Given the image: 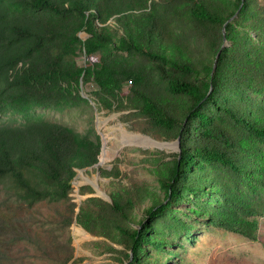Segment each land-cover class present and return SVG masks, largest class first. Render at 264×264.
I'll return each instance as SVG.
<instances>
[{"label": "trees", "instance_id": "16d2710c", "mask_svg": "<svg viewBox=\"0 0 264 264\" xmlns=\"http://www.w3.org/2000/svg\"><path fill=\"white\" fill-rule=\"evenodd\" d=\"M161 7L158 0H0V114L19 118L0 123V220L11 230L16 220L40 223L33 232L21 226L24 235L15 245L23 239L37 249H56L66 264L73 249L67 228L75 220L91 235L127 247V264H165L171 257L159 251L169 239L154 222L176 218L171 206L188 193L199 197L214 188L202 167L222 168L264 192V154L256 149L264 144V106L247 95L264 91V0H174L168 15L208 31L202 58L179 37L164 35ZM224 38L229 45L222 47ZM135 53L151 64L160 90L149 86L150 72L134 64ZM86 84L95 87L92 94L103 109H135L156 137L180 138V151L150 169L162 196L148 189L138 195L115 181L113 167H99L110 178V200L87 197L76 212L72 180L97 163L100 140L34 111L79 105L86 101L80 94ZM240 149L255 156L247 158L253 165L238 158ZM111 156L105 140L102 159ZM90 192V185L80 188L81 194ZM202 205L183 212L256 238L258 221L249 216L261 214L259 203ZM46 221L61 224L64 237L40 230ZM77 237L84 239V233ZM149 246L158 253L148 252Z\"/></svg>", "mask_w": 264, "mask_h": 264}, {"label": "rangeland", "instance_id": "374dc122", "mask_svg": "<svg viewBox=\"0 0 264 264\" xmlns=\"http://www.w3.org/2000/svg\"><path fill=\"white\" fill-rule=\"evenodd\" d=\"M158 1L165 11V14H162L161 8L159 9L160 28L164 35L167 38L170 35L179 37L199 58L205 57L208 51L206 44L208 31L203 26L199 28L195 23L188 22L183 16L172 18V15H168L174 0ZM108 23L111 25L113 21L110 20ZM194 29H199L202 34H198ZM86 35L85 32L79 33L82 39L84 36L86 38ZM251 35L255 37L254 33ZM228 45L229 42L226 40L224 46ZM123 54L126 55V52ZM132 58L138 68H143L145 72H150L153 76L149 81V86L155 90H160L162 83L153 74V69L148 60L136 53ZM125 86L129 89L132 85L127 82ZM93 90L95 87L92 84L82 86V91L88 95L85 98L86 101L80 102L77 106L65 107L61 110L38 108L34 111L48 120L66 124L94 140L99 139L100 143L105 144V140H107V147L112 156L105 159L100 166L87 168L84 171L78 170L76 178L72 181L69 196L76 203L75 210L79 201L82 202L85 198L93 195L100 197L96 192L97 185L108 196L110 178H104L100 173L97 174L99 167H107L108 169L113 167L117 173L115 181L122 187H134L133 189H137L138 195L143 194L148 189L162 196V191L150 169L160 164L163 159L168 160V154L180 151V138L179 149L175 146L174 149L167 150L150 145L146 141V137H143L144 135L157 141L174 142L176 139L166 140L156 137V129L147 118L137 114L135 109H116L115 106L112 109H103L96 102V97L92 94ZM247 95H249L253 105L264 106V91L248 90ZM90 100L94 101V104L90 103ZM6 121H19V118L16 115L0 114V123ZM119 127H122L121 131L118 130ZM123 131L132 132L133 135L123 133ZM256 149L264 154V144H260ZM240 150L242 154L238 158L247 167L253 165L252 159L247 158L255 160V156H245L247 152ZM202 168V174L205 173L209 179L215 182L214 188L203 190V194L199 197L188 193L185 198L174 201L171 206L176 218H161L154 222V228H160L163 235L169 239L165 243L164 250L159 251L160 255L168 254L171 257L165 258V264H264V192H260L258 188L249 187L239 176L230 174L222 168L215 169L208 164ZM90 182L93 184V188L91 186L92 190L94 189L93 192L81 194L80 188L89 186ZM100 198L108 201V199ZM239 200L255 201L260 204L261 214L249 216V218L256 217L258 221L255 239L228 230L223 226L212 224L208 217H196L183 212L188 208L202 209L204 208L202 204H205L208 209L217 208L221 203L225 206H231L233 202ZM4 202L5 200L1 198L0 203L3 204ZM54 221H46L41 224L40 230L44 229L49 232L48 234H59L60 238L61 236L64 237L63 226ZM2 222L4 221L0 220V264H60L61 258L57 255L56 249H37L34 243L23 239L15 245L14 240L18 234L24 235L22 233L23 228H30L32 231L40 223L31 222L24 225L16 220L15 224H12L15 230H11L7 229L11 225L4 227L1 225ZM167 224L168 227H166ZM183 224L188 225L189 230L183 229ZM173 225H178L181 228L175 231ZM67 230L73 249L72 257L66 264H127L130 261V259L126 260L125 255L130 250L125 246L116 243L111 244L104 237L92 235L94 238H89L88 235L91 234L86 230L83 231L76 222H72ZM78 232L84 233V239L77 237ZM149 233L153 234L152 232ZM107 244H111L114 249H109ZM18 245L19 248L17 249L16 246ZM24 245H28L29 248H23ZM6 247H10V249ZM147 250L150 253H158L155 252L156 249L153 246H149ZM44 254H48L52 258L40 256Z\"/></svg>", "mask_w": 264, "mask_h": 264}, {"label": "water", "instance_id": "95a60500", "mask_svg": "<svg viewBox=\"0 0 264 264\" xmlns=\"http://www.w3.org/2000/svg\"><path fill=\"white\" fill-rule=\"evenodd\" d=\"M231 19V18H230ZM229 19V20H230ZM223 33H224V30H223ZM87 36V35H86ZM85 38V36L83 37V39ZM225 43H226V39L224 38V40H223V43H222V47L225 45ZM215 64H216V59L214 60V65H213V69L215 68ZM80 94H81V96L82 97H84V98H87V93L86 92H84V91H80ZM90 103H92V104H94V101H91L90 100ZM105 121H106V119H104ZM143 137H146L145 139H146V141H148L149 143H150V145H154L155 147H157V148H165V149H174L175 148V146H176V148H178L179 149V137H177L176 138V141H174V142H168V141H157V140H155V139H152V138H150L149 136H147V135H144ZM102 149H103V142H101V146H100V153H101V151H102ZM102 164V162H101V160L99 159V157H98V161H97V163L95 164V165H93V166H91V167H94V166H100ZM79 171H84V169H81V170H79ZM97 174H99V172H97ZM77 175V174H76ZM76 175L74 176V178H73V180L76 178ZM72 180V181H73ZM89 185L90 186H92L93 184L90 182L89 183ZM92 188H93V186H92ZM94 190V189H93ZM96 192H98V196H100V197H102V198H104V199H108V201L110 200V198L105 194V192L104 191H102L101 189H99V187H98V185H97V188H96ZM93 196H95V195H93ZM80 203H81V201H79L78 203H77V209H76V212L78 211V206L80 205ZM74 223L76 222L75 220L73 221ZM81 227V229L83 230V231H85V229L82 227V226H80ZM89 236V238H94V236H92V235H88Z\"/></svg>", "mask_w": 264, "mask_h": 264}, {"label": "bare ground", "instance_id": "6f19581e", "mask_svg": "<svg viewBox=\"0 0 264 264\" xmlns=\"http://www.w3.org/2000/svg\"><path fill=\"white\" fill-rule=\"evenodd\" d=\"M122 128V127H121ZM121 128L119 127L118 130L121 131ZM123 133H128L129 135H133L132 132L130 133L129 131H123ZM124 136V135H123ZM137 136V135H136ZM139 138V136H137ZM103 149H104V144H103ZM103 149L101 151V154H100V160L101 162H103V159H102V154H103Z\"/></svg>", "mask_w": 264, "mask_h": 264}]
</instances>
